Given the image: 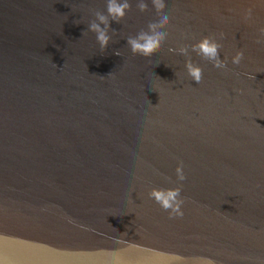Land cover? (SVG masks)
Segmentation results:
<instances>
[{
    "label": "water",
    "instance_id": "1",
    "mask_svg": "<svg viewBox=\"0 0 264 264\" xmlns=\"http://www.w3.org/2000/svg\"><path fill=\"white\" fill-rule=\"evenodd\" d=\"M147 2L101 50L106 0H0L3 264H264V2L166 0L144 57L127 37L156 19ZM220 33L227 69L191 51ZM177 186L170 217L149 192Z\"/></svg>",
    "mask_w": 264,
    "mask_h": 264
},
{
    "label": "clouds",
    "instance_id": "2",
    "mask_svg": "<svg viewBox=\"0 0 264 264\" xmlns=\"http://www.w3.org/2000/svg\"><path fill=\"white\" fill-rule=\"evenodd\" d=\"M264 2V0H261ZM153 8L158 13L154 21L149 22L147 30H140L134 36L127 37V44L133 54H139L147 57L152 52L159 48L163 42L168 38V32L164 27L169 23L170 17L167 11H163L166 0H151ZM138 8L141 12L146 11L148 8L147 0H137ZM131 9L130 0H106V12L96 11L94 13L95 19L88 24V31L96 34V40L100 45L101 50L107 48L109 41L111 40L110 28L111 22L115 21L119 23L127 15V12ZM252 15L251 10L247 13V18ZM113 32L115 30H112ZM264 32V29L261 30ZM223 39V33L217 36H205L195 44L191 45V51L195 52L202 58L210 61L214 67L218 69H227V57H220V49L222 44L220 40ZM177 54L188 56L189 48L181 46L178 49H170ZM116 55H120L119 51L115 52ZM243 51H238L235 56L232 57L231 63L238 65L243 59ZM188 75L196 83H200L203 75V69L191 62L186 63ZM251 78V77H250ZM170 179V178H169ZM177 181H184L186 175L183 170V164H179L176 168ZM149 196L153 198L165 211L169 212L170 217H182L183 205L185 198L181 195V187L174 188H153L149 192ZM0 264L3 261L0 260Z\"/></svg>",
    "mask_w": 264,
    "mask_h": 264
}]
</instances>
